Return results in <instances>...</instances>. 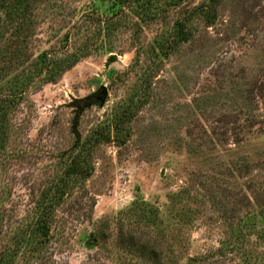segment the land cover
Instances as JSON below:
<instances>
[{
  "label": "rangeland",
  "instance_id": "obj_1",
  "mask_svg": "<svg viewBox=\"0 0 264 264\" xmlns=\"http://www.w3.org/2000/svg\"><path fill=\"white\" fill-rule=\"evenodd\" d=\"M135 1L0 11V264H264V124L240 144L226 126L264 81V0H219L209 27V0Z\"/></svg>",
  "mask_w": 264,
  "mask_h": 264
},
{
  "label": "trees",
  "instance_id": "obj_2",
  "mask_svg": "<svg viewBox=\"0 0 264 264\" xmlns=\"http://www.w3.org/2000/svg\"><path fill=\"white\" fill-rule=\"evenodd\" d=\"M124 1H131V3H135V0H124ZM124 1L120 0L121 3H124ZM148 2H146L147 6L150 5L151 2H149L150 0H147ZM219 0H209L207 3V6H200L201 9V14L203 15V17L206 20V25L207 27L211 26L214 24L215 19H216V5L215 3H217ZM139 2V1H137ZM29 3V0H0V11H5L6 15H12L11 11L12 9H15V12H23L25 11V7L27 9V5ZM123 5V4H121ZM98 19L103 22L106 27L108 28L109 26H111L114 23V20H112V16L105 18H100L98 17ZM177 37L173 42L174 43H183V42H187L188 41V37L189 34H191V32L189 30H185L184 29V25L183 24H177ZM87 48L85 45L83 46V48L81 49V53H84L85 51H87ZM74 57V55H73ZM37 63L40 66H48L50 64H53V61L51 60L50 57V53L49 52H43L38 56V61ZM262 76V75H261ZM261 76H257V78H255L253 80V82L248 83V84H243L241 87V83H240V99L243 98L244 99V105L245 108L241 107L240 108V121L238 120H234L233 121H228L231 123H226V126L230 125L232 127V131H238L240 130V138L239 136H234V138L232 139L233 144H240L244 141V139L242 138L243 133H248V134H252L253 132L251 130L248 129H253V127L257 124L261 125V123L264 124V119H260L259 121L257 120L258 116L254 115V111H257L258 109V103L257 99L260 102H263L264 104V81L262 80ZM255 91H258V95H253L254 93H257ZM246 92V96L244 98V93ZM232 98V97H231ZM91 99H84V100H79L78 102H76V105L78 107L79 111H82L85 107L88 106V104L91 102ZM227 117V116H225ZM78 118V116L76 117V119ZM232 116H229L228 119H231ZM243 118V120H242ZM239 122H240V126H239ZM243 122H246V124L244 125ZM74 126L77 125V122L74 121L73 122ZM262 131V130H261ZM238 132H236L237 134ZM1 135L5 137V129L1 130ZM212 136H214V133H211ZM219 135L218 137L214 136V138L216 139H210L209 141L211 143H215V144H221V145H226L227 141H229V138L227 137V135L222 132L221 134H217ZM220 137V138H219ZM3 140V139H2ZM215 142H214V141ZM258 166L262 167L264 169V163H260L258 164ZM247 169V167H246ZM241 170H243V165L240 164V175L241 174ZM68 171V175L69 174H78V168H74V166H70L66 172ZM80 172V170H79ZM67 174V173H66ZM264 170L262 173L258 174L257 176V185H258V191L255 192L254 195H251V200L254 202L255 205H260L264 208V199L260 198L258 199L257 197H261L262 195L264 196ZM261 192V194H260ZM258 196H257V195ZM257 196V197H256ZM54 207L52 204H50L46 211L44 212L45 215H39L37 218V228L34 229L33 233H40L43 239H46L49 235L50 232V224L48 223L49 220V216L51 215V213L53 212V208ZM48 210V211H47ZM262 213H264V211H262ZM251 214V211H250ZM247 214V215H250ZM246 215V216H247ZM243 233V231L240 229V235ZM250 235V234H248ZM244 238V237H243ZM245 242H247L246 238H245ZM144 247V246H143ZM244 248L241 247V250ZM143 252L141 254L136 255L139 258H145L144 260H152L156 263H159L160 261H162V256L158 255L161 254V251L159 249H155L153 248V250L150 252V254L148 253H144V251L146 252V248H142Z\"/></svg>",
  "mask_w": 264,
  "mask_h": 264
},
{
  "label": "water",
  "instance_id": "obj_3",
  "mask_svg": "<svg viewBox=\"0 0 264 264\" xmlns=\"http://www.w3.org/2000/svg\"><path fill=\"white\" fill-rule=\"evenodd\" d=\"M101 94L103 95V97H102V98H101V97H97L96 99L99 100L101 103H103V102H104V97L106 96V91L103 90V91L101 92Z\"/></svg>",
  "mask_w": 264,
  "mask_h": 264
}]
</instances>
